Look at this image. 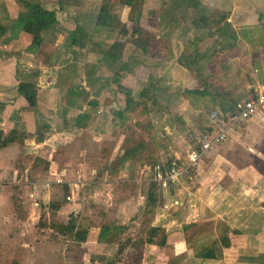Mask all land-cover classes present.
Masks as SVG:
<instances>
[{
    "label": "rangeland",
    "instance_id": "rangeland-1",
    "mask_svg": "<svg viewBox=\"0 0 264 264\" xmlns=\"http://www.w3.org/2000/svg\"><path fill=\"white\" fill-rule=\"evenodd\" d=\"M12 1H15L18 7V14L16 18L8 20L7 15H13L16 10L15 6L14 10L11 7ZM19 1L20 3L17 0H0V25L4 30H0V47H2L0 52L5 55L3 59H7V54H20L22 50L26 52L27 49V47L23 48L25 41L20 40L24 39L23 34L19 36L17 33L10 37L16 31H24L23 23L17 21L24 9L22 0ZM27 1L39 3L54 12L62 5L78 9L86 2V0H80V3L66 0ZM103 1L88 2L90 8L94 5L95 13ZM188 1L108 0L111 13L117 17V21L110 25L114 28L109 30H114L116 35L118 32L114 42L121 37L128 42L134 38H142L146 48L149 47V52L146 54L152 60L165 58V61H178L195 77L204 93L192 96L195 95L192 91L190 96H183L185 99L188 97L190 99V105L185 104L189 109L183 114V118L177 117L169 111L164 96H143V78L136 77L133 80L129 75L123 74L126 68H129V64L126 68L120 66L122 60H119V57L123 56L120 54L116 58L119 64L115 59L114 63L112 62L113 66L110 67L120 68L117 72L125 75V78L121 79L124 85L120 83L108 86L95 95L97 99L95 96H84L85 103L88 100L97 102L93 106L87 104L84 111L93 110L92 112L96 113L92 118L86 119L87 125H90L87 127L94 129L91 128L94 121L93 124L100 134L85 129L86 131L77 141L75 138L70 142L71 138L62 136L48 139L43 146L33 143L34 138L29 140V137L25 136L19 142V150L6 148L0 150V264H143V261H146V264H154L158 260L153 261L149 258L151 256L149 246L156 245L160 250L165 247L164 245L145 243L140 248H135L128 245V242L120 253L118 247L129 239L137 242L141 236L145 237L144 232L150 224L157 226L162 221L171 223L173 219L176 220L177 211L183 209L193 195V191L187 189H192L191 187L197 184V180L196 177L194 178L193 167L187 177L180 178L172 187L161 189L159 194H162V197L165 195L170 200L163 199L164 210L161 207H158V210L163 212L164 219L161 217V220H156L157 208L153 214L146 212L144 206L152 176L153 161L162 160L167 165L175 159L174 154H177L176 160L186 163L188 151L198 147L206 133L216 132L227 120L226 116L235 111L236 107L226 113L233 101L241 102L243 99L255 96L258 88L260 91L264 89V0H195L194 3ZM161 4L164 7L159 8ZM160 10L163 12L159 13ZM221 14L225 17L222 18ZM237 15L241 16L238 20H236ZM141 16L143 27L139 25ZM134 17L137 22L133 21ZM225 20L230 22L232 29L237 32L233 49L229 47L231 41L228 38L231 37L229 35L231 32L228 33L230 29H226ZM54 24L55 22L49 28ZM133 24L138 25L140 30L131 36ZM242 26L253 27V34L243 39L240 34ZM121 27L125 30L123 35L119 33ZM43 30L40 31V37ZM51 35L54 37V34L46 36L50 38ZM111 35L115 34L111 33ZM99 36L105 35L100 33ZM13 38L21 42H11L10 47L6 46L5 44ZM41 39L46 51L50 45L43 40V37ZM163 39L167 40L164 42ZM158 44L162 45L159 46L160 48H165L167 58L159 55V49L156 48ZM37 48L32 53L34 55L37 52L39 56L41 51L39 47ZM121 50L114 49L120 53ZM20 59L21 64H19L21 68H25L24 70L26 67H34L38 61L37 59L35 62V58L31 55L28 59L24 57ZM83 59V66L89 64L82 70L84 75L91 69L95 72L94 67L98 64L100 74L107 72L103 67L102 59H110L109 57L102 58V54L93 57L85 52ZM143 60L148 61L146 58ZM91 65L93 66L89 69ZM46 81L37 79L40 96L43 93L41 91L48 87ZM43 84L46 85L41 87ZM17 86L18 84L12 87ZM125 87L131 90L134 100L146 102L149 113L139 114L138 111L141 110L139 106L132 111L129 118L125 119L124 127L118 123L114 129L109 119L123 108ZM224 89L228 96H219ZM8 93L9 90L4 96ZM231 94L235 96H230ZM229 98L232 100L230 101ZM5 102L10 103V100ZM41 102L40 110L45 111L48 103ZM222 106L225 108L224 112L220 109ZM1 111L0 107V116ZM41 113L44 114L43 111ZM54 115L55 129L47 131L44 126L39 127V131L33 133L36 138L41 135L49 138L51 133L60 129V124H64L58 114ZM18 118L20 121L14 120L16 123L13 128L21 133L23 132L22 117ZM13 119H15L13 116L10 117V120ZM3 121L5 120H1L0 117V122ZM254 124L261 129V132L255 136H253L255 133L249 132V128L254 127ZM168 127L175 130H170ZM114 130L115 133H112ZM168 130L171 132L168 133ZM2 131L7 133L9 130ZM92 134L94 136H91ZM233 134L229 139L252 140L253 144L247 151L251 152V155L264 157V114L259 113L254 118L242 121ZM125 138H131L134 142L151 143H148L144 152L139 154V159L123 158L115 161L117 151ZM161 142H166V146H159ZM131 144L132 141L129 145ZM237 153L244 154L243 156L248 158L245 151L238 149ZM38 155L45 156V161ZM113 161H115L114 168L111 167ZM61 171H67V175L58 176ZM56 178L58 181L54 180ZM179 182L183 185L181 187H185L184 201L181 198L183 193L176 198L171 196ZM196 199L198 200V197ZM189 216L188 212L179 214L182 220H190ZM221 222L200 221L201 232L216 235L221 226L225 229V235L229 237L230 227ZM172 224L169 225V229L181 225ZM101 226H108V231L99 240ZM192 232L190 228L185 233L190 237ZM186 245L188 246L187 242Z\"/></svg>",
    "mask_w": 264,
    "mask_h": 264
},
{
    "label": "crops",
    "instance_id": "crops-1",
    "mask_svg": "<svg viewBox=\"0 0 264 264\" xmlns=\"http://www.w3.org/2000/svg\"><path fill=\"white\" fill-rule=\"evenodd\" d=\"M59 1L61 2V0ZM66 1L80 3V0ZM88 1L91 0H86L78 9L76 7H63L62 5L55 12V24L51 28L44 29L41 32V37L50 46L46 51L43 49L39 53V56H37V52L34 53L35 56L32 53L38 48L36 45L31 44V36L29 34L22 30L16 31L12 35L9 34L10 37L15 36L17 33L19 36L23 34L24 39L20 40L25 41L23 48L27 47L28 50L26 49V52L22 50L20 54H15L17 56L7 54V59H3L5 55L0 52V107L2 110L0 117L1 120H5L2 123L0 122V129L4 131L14 129L13 125L16 123L14 120L20 121L18 117L21 116L23 122L22 131L28 133L27 138L29 137V140L34 138L32 142H35L38 146L45 145L50 138L57 139L62 136H66L67 139L71 138L70 142H73L75 138L77 141L80 135L88 129L99 133L93 124L94 121L92 122L93 127H91L94 129H90V125H87L86 121L87 118H92L96 113L92 112L93 110L84 111L88 106L87 104L93 106L97 102L96 100H88L85 103L84 96H95L113 84L118 85L121 83L124 85L121 79L125 78V75H129L133 80L136 77L143 78V96H164L166 103L169 105V111L173 115L176 114V116H181L182 118L183 114L189 109V106H186L190 105L189 97L185 99L183 96H190L192 91L195 93L192 96H199L201 93H204L203 88L199 86L195 77L190 74L186 67L179 64L178 61H165V58L152 60L146 54L149 51L132 41L128 42L126 40H123L124 45L121 50V56H123L121 58L119 57V60H122L121 67L126 68L129 64V68H126V72L123 73L125 75L117 72L120 69L119 67L117 69L110 67L111 65L113 66L112 62L114 63L115 59H102L104 62L103 67L107 72L100 74V66L98 64L94 67L95 72L92 71L91 67L93 65H91L89 67L91 71L84 75L82 70L85 66H89V64L83 66L82 61L84 60L85 52L93 55V57L102 54V58H108L107 51L114 43L115 36L118 35V32L116 35L114 30H109V28L114 27L97 24L96 20L99 8L94 13V5L90 8V2ZM14 6L16 10L13 15L6 14L8 20H12L14 17L16 18L18 14V7L15 1H12L11 7H13V10ZM127 8L129 10V7ZM155 10L157 11V7H155ZM161 12L163 11L160 10L159 13ZM135 19L136 17H134L133 21L137 22ZM139 19V25L143 27V17L141 16ZM77 26L80 28L78 30L80 34L72 42L73 32ZM106 28L109 31L104 33V31H107ZM4 29H6V26ZM100 33L105 36H99ZM111 33L115 35L112 36ZM49 34H54L55 43H53V35L50 38L46 36ZM166 40L163 39L164 42ZM11 42L19 43L21 41L13 38L5 45L10 47ZM159 46L162 45L158 44L156 46L157 50L159 49V55L162 57L166 56L165 48L162 49ZM30 55L35 58V62L38 59L36 62L37 65L34 67H26V70H24L25 68H21L20 66V58L24 57L28 59ZM143 58H146L148 61L144 62ZM119 60L116 59L115 62L119 64ZM43 72L45 73L43 74ZM41 74H43L42 77ZM19 76L21 79H19ZM39 78L41 80H47L45 83H47L48 87L41 91L43 92L41 96L38 91L36 104L31 107L25 101V98L19 95L18 86L15 88L12 86H16L21 81H34L37 83V79ZM45 85L43 84L41 87ZM36 86L38 85L36 84ZM12 89L14 90L12 91ZM8 90L10 93L4 96ZM258 90L259 88L257 92ZM219 96H228V93L224 89ZM230 96L235 95L231 94ZM95 98L97 99L98 97L95 96ZM9 100L10 103L5 102ZM41 101L48 103L45 111L40 110L41 107H39V104H42ZM220 109L221 111L225 110L223 106ZM37 110L43 111L45 115ZM234 112H236V109ZM226 113H229V111ZM259 113L264 114V112ZM259 113L254 114L248 119L256 117ZM54 114H58L62 118V121L64 119H71V125L60 124V129L51 133L49 138L43 137L42 135L36 138L33 133L39 131V127L42 128L44 126V129L47 131L55 129L53 127L55 125ZM12 116L15 119L10 120ZM77 116L80 125L74 124V118ZM229 116L230 114L226 116L227 119ZM242 121L244 120L238 121L227 131V137L222 142L214 145L211 150L198 159L194 169H192V171H195L194 178L196 177L197 184H194L191 187L192 189H187L191 192L193 191V195L189 198L188 204L183 209L177 211V215L175 214L176 220L173 219L171 223L162 221L157 224V226L165 229L167 239L163 249L159 250V247L156 245L149 246L151 248L149 250L151 254L149 258L153 261L158 259L154 264H264V157L257 156L256 154L251 155V152L247 151L253 144L252 140L246 139V141H242L229 139V136L234 135L233 133ZM4 125H7V127H4ZM169 129L175 130L174 128ZM170 130H168V133L171 132ZM249 132L255 133L253 134L255 136L258 132H261V129L254 124V127L249 128ZM91 136H94V134ZM19 147V142L15 141L0 146V150L5 148L7 150H19ZM238 149L243 152L245 151L248 154V158L244 157V154H238ZM7 155L9 156L10 154ZM174 155L175 159H177V154ZM38 156L45 161V156ZM252 156L254 157L252 158ZM61 175H67V171H61L58 176ZM181 186L183 185L179 182L177 187H175L176 191L172 192L171 196L176 198L177 195L183 193V197L181 198L184 201L186 200V196L184 195L185 191H183L185 187ZM197 197L198 200L196 199ZM164 198L170 200L165 195ZM163 206L164 204L158 207L164 210ZM158 207L155 218L156 220H161V217L164 219L163 212H159ZM187 212L190 215V220L187 221L179 218L180 213L187 214ZM206 220L222 221L221 224L226 223L230 227L231 232L228 237L230 241L229 245H222L217 241L215 244V256L213 258L203 259L195 256L193 248L186 245L182 225L190 222L199 223L200 221ZM172 223L181 225L177 228L172 227L169 229L168 227L169 225H173ZM213 234L208 237H202L198 241V244L210 239L215 240L216 235ZM154 249L156 251L153 252ZM165 254L166 256H164ZM143 264H146V261H143Z\"/></svg>",
    "mask_w": 264,
    "mask_h": 264
},
{
    "label": "trees",
    "instance_id": "trees-1",
    "mask_svg": "<svg viewBox=\"0 0 264 264\" xmlns=\"http://www.w3.org/2000/svg\"><path fill=\"white\" fill-rule=\"evenodd\" d=\"M17 1L20 3L19 0ZM21 2L23 4L24 9L19 14L17 21L19 23H23V30L25 32L31 34L32 36L31 44L39 47L40 51L42 52L44 47H43V41L40 37V31L43 29L49 28V26L55 22L56 20L55 12L54 10H50L49 8H46L40 5L39 3H30L27 0H22ZM188 2L194 3L195 0L193 1L189 0ZM102 3L103 4L100 6L98 10V14H97V20H96L97 24L98 25H113L114 24L113 22L117 21V17L111 13V6L109 5L108 0H104ZM160 7H164V6L161 4ZM163 10L165 9L163 8ZM227 12L229 11L227 10ZM221 17L224 18L225 15L221 14ZM240 17L241 16L237 15L236 20H238ZM224 23L226 25V29L227 28L230 29L228 31V33L231 32L229 33L231 37L228 38V40L231 41V44H229V47L233 49V47L235 46L237 32H235L232 29L230 22H227L225 20ZM1 27L2 26L0 25V30L4 31L3 28ZM79 29L80 28H78V26L75 28L73 32L72 40H71L72 42L78 38L80 34V31H78ZM139 30H140L139 26L133 24L130 35L133 36L134 32L139 31ZM124 32L125 30L123 29V27H121L119 33L123 35ZM253 32H254L253 27L251 26L250 27L242 26L240 28V34L242 35L243 39L247 38L248 36L250 37L251 36L250 34L251 33L253 34ZM132 42L139 46H142L145 50L149 51L148 49L149 47L147 46L146 48L145 41L143 42L142 38H134ZM123 45H124V42L121 37L119 40L114 42L113 45L110 47V49L107 51L108 57L110 59H116L121 53L118 51L117 52L114 51V49L116 48L122 49ZM18 93L19 95L25 98V100L27 101L29 105L34 106L36 104L38 90H37L36 83L34 81H21L18 84ZM124 97L125 98H124L123 108L119 109L117 112L111 115L109 119V122L112 124L114 129L118 123L124 127L125 119L129 118L132 111L137 109L139 106L141 107V110L138 111L139 114L147 115L149 113L147 109L148 105L146 104V102L144 100L142 102L134 100L131 94V90L128 87L124 88ZM229 99L230 101L232 100V98H229ZM235 107L237 109V102L233 101L232 106L228 107L227 111L229 110L233 111ZM78 120H79L78 116L74 118L75 125H80L78 123ZM71 121H72L71 119H64L63 122L65 125H69V124L71 125ZM147 121L150 122V119L147 118ZM112 133H115V130ZM25 136H28V133L25 131L20 133L16 129H11L7 133H4L0 129V146H4V145H7L15 141L20 142ZM166 138H168V136ZM131 141H132V144L129 145ZM148 143H151V142H146V143L141 142L140 143L138 141L134 142V140H131V138H125L122 145L119 147L114 160L115 161L117 159L121 160L123 158L139 159L140 157L139 154H142L144 152ZM155 145H159V144H155ZM159 146L165 147L166 142H161ZM115 161H113L111 165L112 168H114ZM161 162L162 160H154L152 165L155 166L156 164H160ZM161 189L162 188L155 181H152V180L149 181V187L147 188V195L145 197V203H144L146 212H152L154 214L155 209L158 206H161L163 204L162 194H159V191H161ZM190 228L193 230V232L191 233L189 237L186 235L185 232L186 230ZM201 228L202 226L199 225V223L197 222L186 223V224H183L182 226V229L184 231L183 234H184L185 241L187 242L190 248H193L195 256L199 258H203V259L213 258L215 256V251H216L215 244L217 241L220 242L222 245L230 244L228 236L225 235V229L221 228V226L216 234L215 240L210 239L208 241L198 244V241L202 237H208L212 235V233L211 234H208L205 232L202 233ZM118 229H124V227L123 228L118 227ZM107 231H108V226H101L100 231H99V236H98L99 240L102 239V236H104V234H106ZM144 234H146V236L143 238L141 236L140 240H138L137 242L130 241L129 239L123 244H120L118 247L119 249L118 252L119 253L122 252V250L124 249L125 245L128 242H129L128 245L133 246L135 248H140L141 245L145 243L157 244L159 246H163L166 243L167 235H166L165 229L162 228L161 226L150 224L145 230Z\"/></svg>",
    "mask_w": 264,
    "mask_h": 264
},
{
    "label": "built area",
    "instance_id": "built-area-1",
    "mask_svg": "<svg viewBox=\"0 0 264 264\" xmlns=\"http://www.w3.org/2000/svg\"><path fill=\"white\" fill-rule=\"evenodd\" d=\"M262 111H264V89L258 91L255 96L238 102L236 112L230 114L227 121L216 132L206 133L201 138L199 146L188 151V161L186 163L174 159L166 165L162 161L151 168L152 176L150 180L155 181L162 189L172 187L180 178L189 175L191 168L195 167L201 156L227 137V131L232 126L238 121L248 119ZM55 181H58L57 178Z\"/></svg>",
    "mask_w": 264,
    "mask_h": 264
},
{
    "label": "clouds",
    "instance_id": "clouds-1",
    "mask_svg": "<svg viewBox=\"0 0 264 264\" xmlns=\"http://www.w3.org/2000/svg\"><path fill=\"white\" fill-rule=\"evenodd\" d=\"M237 110V109H236ZM231 114H233V113H231Z\"/></svg>",
    "mask_w": 264,
    "mask_h": 264
}]
</instances>
